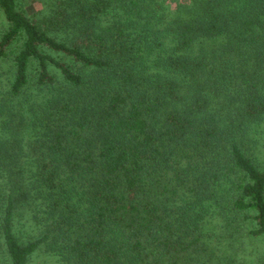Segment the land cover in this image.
Wrapping results in <instances>:
<instances>
[{"label": "trees", "instance_id": "16d2710c", "mask_svg": "<svg viewBox=\"0 0 264 264\" xmlns=\"http://www.w3.org/2000/svg\"><path fill=\"white\" fill-rule=\"evenodd\" d=\"M0 264H264V0H0Z\"/></svg>", "mask_w": 264, "mask_h": 264}, {"label": "rangeland", "instance_id": "374dc122", "mask_svg": "<svg viewBox=\"0 0 264 264\" xmlns=\"http://www.w3.org/2000/svg\"><path fill=\"white\" fill-rule=\"evenodd\" d=\"M43 259H44V257H43V258L41 257V258H39L37 261H40V260L43 261ZM45 259H46V258H45Z\"/></svg>", "mask_w": 264, "mask_h": 264}]
</instances>
